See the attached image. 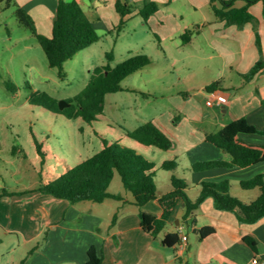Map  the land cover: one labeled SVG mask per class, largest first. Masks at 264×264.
Here are the masks:
<instances>
[{
	"label": "crops",
	"instance_id": "1",
	"mask_svg": "<svg viewBox=\"0 0 264 264\" xmlns=\"http://www.w3.org/2000/svg\"><path fill=\"white\" fill-rule=\"evenodd\" d=\"M75 1L82 5L101 37L113 35L121 21L116 0ZM144 1L131 0L133 10L125 17L124 27L139 20L140 26L153 32L165 56L170 50L180 52L173 58L174 64L186 62L202 76L211 75V82H205L197 91L195 86L188 85L186 94L192 97L178 104L184 115L181 121L172 122V115L153 120L174 142L167 155H162V163L177 159L178 167L183 163L188 171L177 175V169L172 170L167 177V188L160 189L158 185V197L172 189L171 179L176 175L187 179L188 194L191 185H195L196 196L189 195L192 199L199 196L203 181L230 180L231 193L250 203L258 198L260 190L243 189L245 200L233 193L234 187L241 186L242 180L264 174V162L246 168L206 171H194L192 165L231 159L228 152L206 140L208 133L243 117L258 129H264V69L249 80L244 78L245 73L264 59V3L260 1L249 7L252 19L241 27L217 20L210 0H149L157 2L159 10L146 23L139 14ZM17 2L32 16L39 33L52 35L59 0ZM235 5L242 6L243 2L237 1ZM187 31L191 35L184 43L183 35ZM122 32H117L116 41L121 39ZM129 53L132 56L146 51L129 47ZM218 79H222V84L213 91L227 94V103H219L212 91L205 88ZM242 136L251 143L264 145V133ZM135 148L146 156L147 149ZM109 190L121 198L73 203L38 190L0 197V245L8 243V251H0V264H86L92 245L102 251V264H255L254 259H258L257 264H264V218L255 223L242 222L236 212L217 209L213 197H208L194 216L188 218L196 220L194 226L188 227L180 200L165 229L153 236L142 229L140 213L161 215L163 209L158 199L139 206L123 183L116 192L111 186ZM116 213L117 221L112 224ZM206 225H213L216 232L201 238L194 230ZM170 232H179L182 240L187 236L185 246L182 240L177 246L165 245L163 238ZM246 236L255 239L256 249L245 241Z\"/></svg>",
	"mask_w": 264,
	"mask_h": 264
},
{
	"label": "rangeland",
	"instance_id": "2",
	"mask_svg": "<svg viewBox=\"0 0 264 264\" xmlns=\"http://www.w3.org/2000/svg\"><path fill=\"white\" fill-rule=\"evenodd\" d=\"M15 10L14 5L0 2V191L3 188L20 191L55 180L98 152L103 146L102 137L143 151L147 149L145 155L157 164V185L160 189L167 188V177L172 170L161 165L162 155L168 152L142 146L127 137L125 130H134L163 115H172V122L181 121L184 115L178 104L192 97L186 94L188 85L192 84L197 91L205 82H211V75L202 76L186 62L174 64L173 58L180 52L170 50L165 56L153 32L140 26L139 20H133L122 29L118 41L116 31L102 36L65 62L64 76L60 77L59 69L49 66L37 37L19 21ZM129 47L146 51L153 64L124 78L122 90L107 94L104 113L98 115L97 121L69 118L32 100L33 93L47 92L60 107L61 101H67L86 87L97 66L109 62L116 66L126 60ZM109 51L114 53L112 61L106 56ZM7 82L13 83L16 91L10 90ZM152 151L157 154L153 155ZM175 173L188 171L182 163ZM121 185V177L116 173L111 189L116 192ZM233 193L247 200L241 186L236 185ZM195 194L196 187L191 185L189 195L193 198ZM0 251H8L7 242L0 245Z\"/></svg>",
	"mask_w": 264,
	"mask_h": 264
},
{
	"label": "trees",
	"instance_id": "3",
	"mask_svg": "<svg viewBox=\"0 0 264 264\" xmlns=\"http://www.w3.org/2000/svg\"><path fill=\"white\" fill-rule=\"evenodd\" d=\"M5 1L7 5L16 7V14L19 21L30 28L37 37L44 49L49 66L59 69L60 77L64 76V64L73 58L78 52L90 47L101 39V35L89 19L82 5L75 1L59 0L54 19L52 35L47 36L39 33L34 20L29 12L19 5L17 0ZM237 1H242V6H236ZM264 0H210V6L217 20L225 21L227 24L243 26L252 19L248 9L251 5ZM116 9L121 15L120 23L115 27L116 32L122 31L127 20L125 17L133 10L131 0H116ZM159 10V4L155 1L145 0L139 14L148 23L150 17ZM191 31L183 35V42L190 39ZM259 46L260 42L258 41ZM109 61L114 59L113 51L106 54ZM153 64L151 57L146 53H139L128 57L123 62L112 66L111 63L97 66L90 77L86 87L72 98L67 99L70 104L61 109L54 99L47 92L33 93V101L52 110H58L69 118L82 117L89 123L98 120V115L104 113L106 96L108 93L123 89L121 81L133 72ZM264 69V59L261 58L248 73L244 74L246 80L251 79ZM222 79H218L207 85L206 90L213 91L219 88ZM7 87L16 91L13 83L7 82ZM264 133L251 124L245 117L230 122L216 132L206 135V140L211 144L225 150L231 155L229 161L212 160L197 162L192 165L194 171H206L214 168H246L264 162V145L254 144L243 138L244 134ZM127 137L138 142L142 146H154L162 150H170L174 146L173 140L154 121L150 120L139 125L134 130H125ZM102 148L95 154L82 160L77 165L67 169L58 178L52 181L43 182L37 188L15 191L3 188L0 197L13 196L31 192L34 190L52 194L57 198L68 199L73 203L81 201L103 202L107 198H121L118 194L110 192L111 183L118 173L126 190L130 191L135 202L139 206L158 199L163 209L161 215L148 211H141L142 229L153 235H159L166 227L175 208L180 200L185 208V220L188 227L194 226L196 220H190L195 211L208 198L213 197L214 203L219 210H229L237 213L239 219L245 223H255L264 218V174H258L252 178L242 180L241 187L245 190L258 188L260 195L250 203H245L231 193L230 180L203 181L201 192L196 199H192L188 192L186 178L176 175L172 176V189L158 197V185L156 182V163L138 152L134 147L126 146L119 141H111L105 137L101 138ZM40 153L42 154L41 150ZM162 168L176 170L177 159L165 160ZM118 218L116 213L112 224ZM205 238L216 232L213 225L202 226L194 230ZM179 232H170L163 238L167 246H177L181 243ZM245 241L256 249L257 242L250 236ZM103 253L95 245L88 250L86 264H102Z\"/></svg>",
	"mask_w": 264,
	"mask_h": 264
},
{
	"label": "built area",
	"instance_id": "4",
	"mask_svg": "<svg viewBox=\"0 0 264 264\" xmlns=\"http://www.w3.org/2000/svg\"><path fill=\"white\" fill-rule=\"evenodd\" d=\"M212 94L217 98L219 103H227L228 102V95L222 92H215L212 91ZM184 243L182 244V246H185V242L187 241V236H183V240ZM255 264L258 263V259H254L253 261Z\"/></svg>",
	"mask_w": 264,
	"mask_h": 264
},
{
	"label": "water",
	"instance_id": "5",
	"mask_svg": "<svg viewBox=\"0 0 264 264\" xmlns=\"http://www.w3.org/2000/svg\"><path fill=\"white\" fill-rule=\"evenodd\" d=\"M70 105L67 101H61L60 102V108L64 109L66 106Z\"/></svg>",
	"mask_w": 264,
	"mask_h": 264
}]
</instances>
